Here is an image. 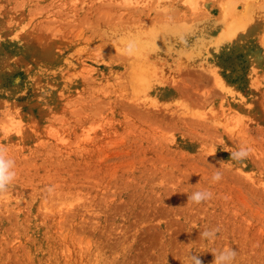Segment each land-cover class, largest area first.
Instances as JSON below:
<instances>
[{"label":"rangeland","instance_id":"obj_1","mask_svg":"<svg viewBox=\"0 0 264 264\" xmlns=\"http://www.w3.org/2000/svg\"><path fill=\"white\" fill-rule=\"evenodd\" d=\"M0 145V264H264V0H0Z\"/></svg>","mask_w":264,"mask_h":264},{"label":"clouds","instance_id":"obj_2","mask_svg":"<svg viewBox=\"0 0 264 264\" xmlns=\"http://www.w3.org/2000/svg\"><path fill=\"white\" fill-rule=\"evenodd\" d=\"M123 54L132 56L137 51V42L135 40H129L122 50ZM253 149L251 147L242 146L237 150L230 152V158L237 163H242L246 160ZM215 154V151L212 152V155ZM16 162L14 159L7 156V149L5 145H0V195H3L7 192L9 186L12 184L16 178V172L14 168ZM222 179V173L217 168V171L212 175V182H219ZM46 191L49 195L53 194L54 186H46ZM213 193L208 190L196 191L188 196V201H191L195 204H201L211 200ZM219 228L205 230L200 233L201 239L214 241L216 239ZM214 260L212 264H233L237 256L236 250L232 248H225L219 252L213 251ZM188 264H203L202 260L199 258V255L195 253H189Z\"/></svg>","mask_w":264,"mask_h":264},{"label":"bare ground","instance_id":"obj_3","mask_svg":"<svg viewBox=\"0 0 264 264\" xmlns=\"http://www.w3.org/2000/svg\"><path fill=\"white\" fill-rule=\"evenodd\" d=\"M88 21H90V20H88ZM108 21V20H107Z\"/></svg>","mask_w":264,"mask_h":264}]
</instances>
